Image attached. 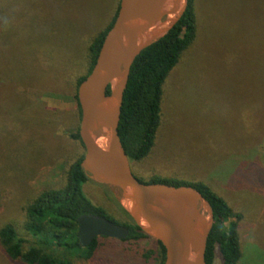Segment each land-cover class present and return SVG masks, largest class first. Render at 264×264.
<instances>
[{
    "label": "rangeland",
    "instance_id": "rangeland-1",
    "mask_svg": "<svg viewBox=\"0 0 264 264\" xmlns=\"http://www.w3.org/2000/svg\"><path fill=\"white\" fill-rule=\"evenodd\" d=\"M115 1L0 0L4 119L13 123L31 118L35 134L41 126L40 106L46 115L75 107L64 89L52 92L32 87L33 83L57 80L71 71L73 62L78 65L84 39L106 25ZM192 7L197 35L165 82L156 146L147 159L131 163V170L146 181L157 176L209 183L239 215L230 219L239 236L237 264H264V0H193ZM53 51L60 54L56 62ZM41 56L52 63L45 64ZM21 93L41 104H31ZM11 127L16 126L4 123L5 135L0 134L1 140L6 136L11 141L0 148V228L16 224L29 246L35 241L22 229L24 197L58 183L64 152L44 131L33 142L22 141L12 139ZM83 190L116 218L126 220L120 204L108 197L110 192L117 200L115 189L89 181ZM101 242L91 259L55 247L50 251L58 256L66 253L74 264L158 262L144 256L152 243ZM0 264L23 263L9 260L0 245ZM214 264H222L218 249Z\"/></svg>",
    "mask_w": 264,
    "mask_h": 264
},
{
    "label": "trees",
    "instance_id": "trees-1",
    "mask_svg": "<svg viewBox=\"0 0 264 264\" xmlns=\"http://www.w3.org/2000/svg\"><path fill=\"white\" fill-rule=\"evenodd\" d=\"M192 1L188 0L187 9L176 24L164 36L144 48L132 63L123 94L118 126L121 143L131 163L136 164L147 159L156 146L163 117L162 101L165 82L168 75L179 64L183 53L194 43L197 35ZM118 6L119 0H116L106 25L97 28L95 33L90 34L86 41L84 39L81 47L82 58L78 65L73 62L71 71L68 70L69 72L67 71L57 80L33 83L36 85L32 87L52 92L64 89L65 93H60L65 94L69 100L74 102V108L55 109L46 115L42 114V107L40 106L41 118L40 121H37L39 122L38 126H41L35 134L33 128L36 125L32 122L33 119L23 118L10 123L0 115V134L5 135L4 123L15 125V128L11 127L12 133L14 132L12 139H16V136L22 141L33 142L40 136V132L44 131L51 141L54 140L52 142L57 148L64 152V162L61 165L58 183L45 190L34 192L31 196L26 193L28 197H24L26 201L21 208L24 216L22 229L35 242L26 246L25 238L20 236L14 223H6L1 226L0 245L9 260L19 261L23 264H74L71 259L65 256L66 253L58 256L50 251L52 247L62 249L65 252H75L80 257L91 259L95 250L103 244L101 240H119L100 236L94 239L90 245L82 246L77 233L78 218L84 215H93L104 217L116 224L125 226L129 233L125 238L120 239L121 241L141 243L140 246L145 243H152L153 248L145 250L144 256L148 259L152 257L159 264L164 262L165 249L162 244L142 232L110 192L108 194L109 199L116 206L119 205L121 214L126 218L125 221L116 218L105 207L91 200L83 190V185L91 180L80 166L84 155V146L78 133L80 107L76 91L79 83L92 70L103 38L114 22ZM54 56L57 55L54 54ZM59 56L60 54L56 57L55 62ZM41 58L45 64L52 63V59L47 56H41ZM77 66H80V71L74 73ZM26 87L30 86H24V88ZM18 88L17 85L15 91L20 94ZM107 93H109V88ZM21 95L24 100L31 102V104H41L38 100L28 99L23 93ZM10 143L11 141L8 142L4 136L2 140L0 139V148L9 146ZM138 180L145 183L163 182L176 186L191 185L196 187L208 200L214 213V224L208 236L205 251L206 263L214 264L216 249L219 250L222 264L238 263L241 256L239 236L236 230L237 225L230 222V219L234 215L239 218V215L232 211L227 202L218 195V192L209 183L202 180H198L196 183L191 181L183 183L181 180L157 176H152L150 181L140 178ZM226 223H230V226H226Z\"/></svg>",
    "mask_w": 264,
    "mask_h": 264
},
{
    "label": "water",
    "instance_id": "water-1",
    "mask_svg": "<svg viewBox=\"0 0 264 264\" xmlns=\"http://www.w3.org/2000/svg\"><path fill=\"white\" fill-rule=\"evenodd\" d=\"M187 6L188 0H119L92 70L76 91L78 133L84 146L81 168L91 181L117 191L133 223L164 247L163 264H207L213 209L194 186L139 181L118 126L132 63L176 24ZM77 233L80 244L88 246L100 236L123 239L129 231L104 217L84 215L78 218Z\"/></svg>",
    "mask_w": 264,
    "mask_h": 264
},
{
    "label": "flooded vegetation",
    "instance_id": "flooded-vegetation-1",
    "mask_svg": "<svg viewBox=\"0 0 264 264\" xmlns=\"http://www.w3.org/2000/svg\"><path fill=\"white\" fill-rule=\"evenodd\" d=\"M120 240V239H119ZM152 248H153V246H152ZM155 255H157V254H155ZM157 264H159V262H157Z\"/></svg>",
    "mask_w": 264,
    "mask_h": 264
}]
</instances>
